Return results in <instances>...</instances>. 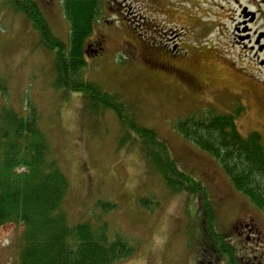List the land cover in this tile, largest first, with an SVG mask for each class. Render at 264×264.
Masks as SVG:
<instances>
[{
  "label": "rangeland",
  "instance_id": "374dc122",
  "mask_svg": "<svg viewBox=\"0 0 264 264\" xmlns=\"http://www.w3.org/2000/svg\"><path fill=\"white\" fill-rule=\"evenodd\" d=\"M38 1L55 33L69 42L62 1ZM104 2L89 40L97 52L87 59L84 79L117 96L140 126L156 131L178 168L201 182L205 198L172 192L142 140L113 111L93 113L86 97L56 88L55 52L8 0H0V75L9 87L0 108L22 113L28 101L36 105L69 178V222H95L96 203L110 201L117 208L103 218L136 246L118 264H196L212 244L209 209L213 231L248 254L250 264H264V214L233 187L216 160L175 129L179 119L212 108L238 112L243 135L264 134V56L250 51L249 43L232 42L239 9L230 10L229 0ZM139 197H155L160 207L147 210ZM22 234L21 225L0 226V264H17Z\"/></svg>",
  "mask_w": 264,
  "mask_h": 264
},
{
  "label": "trees",
  "instance_id": "16d2710c",
  "mask_svg": "<svg viewBox=\"0 0 264 264\" xmlns=\"http://www.w3.org/2000/svg\"><path fill=\"white\" fill-rule=\"evenodd\" d=\"M61 1L69 42L55 33L38 0H8L12 12L23 15L44 47L55 52V87L86 97L93 113L113 111L120 124L142 140L155 172L172 192L201 193L205 198L201 182L178 168L156 131L140 126L117 96L84 79L87 59L97 52L89 40L102 16L104 0ZM8 94V83L0 75V96ZM24 111L9 105L0 108V226L23 227L17 264H118L132 256L136 246L113 232L103 218L117 208L116 203L98 201L95 222H69L64 209L69 178L41 127L36 105L28 101ZM175 129L216 160L233 187L264 214V141L258 133L243 135L234 115L215 113L212 108L179 119ZM138 202L147 210L160 207L155 197H139ZM206 213L212 244L196 264H250L248 254L213 231L209 209Z\"/></svg>",
  "mask_w": 264,
  "mask_h": 264
},
{
  "label": "flooded vegetation",
  "instance_id": "af4514ba",
  "mask_svg": "<svg viewBox=\"0 0 264 264\" xmlns=\"http://www.w3.org/2000/svg\"><path fill=\"white\" fill-rule=\"evenodd\" d=\"M222 1V0H218ZM230 10H233V7L237 6L239 9V14L241 22L234 28L232 35V42L236 45H245L249 43L250 51H257L260 56H264V17L260 19V14L263 12L264 0H229ZM254 9V10H252ZM233 19L231 16L229 19ZM260 19V20H259ZM262 21L259 25L257 21ZM258 25L256 28L255 26ZM234 46V45H233ZM233 56V54H230ZM235 59L230 60L233 64ZM262 63L264 64V57L262 58ZM236 62V61H235ZM260 65L264 67V65ZM260 67V68H262ZM264 73V71H263ZM262 87L259 88L262 90V98L264 96L263 85L264 81L261 82ZM244 107L241 106V109ZM264 139V134H260Z\"/></svg>",
  "mask_w": 264,
  "mask_h": 264
}]
</instances>
